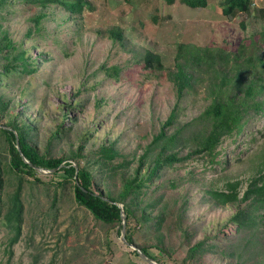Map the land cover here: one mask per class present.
Returning a JSON list of instances; mask_svg holds the SVG:
<instances>
[{"label":"rangeland","instance_id":"1","mask_svg":"<svg viewBox=\"0 0 264 264\" xmlns=\"http://www.w3.org/2000/svg\"><path fill=\"white\" fill-rule=\"evenodd\" d=\"M82 1L74 12L60 0L49 3L40 30L30 19L42 10L35 0H8L0 9V45L11 40L15 46L0 56L25 48L26 56H37L26 68L0 73V105L8 102L0 126L12 120L29 126L41 156L64 159L52 172L23 168L18 173L10 167L0 131V264H153L121 240V220L106 224L75 197V175L63 168L78 161L99 174V188L112 196L136 170L148 178L136 200L132 194L125 200L133 210L126 230L137 247L147 246L161 259L159 264H264V206L241 202L250 214L240 225L231 219L235 204L218 203L207 193L232 180L240 181L242 193L257 174L264 159V117L251 115L240 135L223 137L212 153L163 162L149 174L160 150L154 138L162 129L170 135L198 118L211 101L209 84L217 76L205 65L190 68L194 85L179 98L171 80L179 45L230 53L245 45L251 52L254 38L258 52H264V0H248V11L234 14L225 13L226 0H206L196 8L184 0ZM112 30H120L121 37L114 40ZM150 51L161 55L160 64L148 63ZM114 67L121 68L118 75ZM216 68L228 72V66ZM175 108L173 123L163 127ZM209 127L194 123L184 130L186 139L179 137L166 153L186 156L199 143V131L202 136ZM56 129L58 137L52 138ZM109 144L119 154L108 164L99 162L96 152ZM19 179L23 207L17 233L4 214ZM198 241L202 248L185 261Z\"/></svg>","mask_w":264,"mask_h":264},{"label":"trees","instance_id":"2","mask_svg":"<svg viewBox=\"0 0 264 264\" xmlns=\"http://www.w3.org/2000/svg\"><path fill=\"white\" fill-rule=\"evenodd\" d=\"M8 0H0V9H2ZM39 5L42 6V10L32 15L30 19L34 22V27L37 30L43 29L42 20L43 17L47 15V12L43 10L45 6L49 3L54 2L55 0H35ZM60 4L63 5L66 9L74 12L83 5L82 0H60ZM186 5L196 8L200 6H206V0H184ZM229 4L224 8L225 13L234 14L236 11H245L249 9L248 0H226ZM262 14L264 12L262 11ZM28 34L31 33V27L28 28ZM115 36L112 38L116 40L118 37H121V31L117 30L111 31ZM262 36V38H261ZM260 40L264 41V31L260 33ZM250 45L253 47V50L250 52L245 48V45L238 50L237 53H230L223 48H214L212 46H199L195 47H186L183 44L179 45V50L177 51L176 56V69L171 72L172 81L175 83L177 96L181 98L184 91L188 88L193 87L194 77L193 73L190 71V68L198 67L205 65L207 69L216 71L215 81L209 84V93L211 95V101L203 112L199 113L198 118H194L191 121L182 125L181 128H177L172 134L166 135L164 129L154 138V142H158L160 150L158 151L155 159L152 170L149 174L154 175L157 173L159 167L163 162L173 163L174 161H180L189 157L192 153H201L209 152L212 153L215 151L216 147L220 141L225 136L240 135L244 130L245 126L249 123L251 115L257 117H264V52H258L260 46L257 45L254 38L250 40ZM4 48L12 49V52L15 49L14 44L11 40H8L0 45V51ZM28 51L25 48L24 51H19V53L9 55L10 51L6 55L0 56V73L6 75L9 71H12L18 67L26 68L28 63H32L36 57L32 58V55H27ZM39 52L38 54H40ZM154 53V52H153ZM147 52L146 55L151 59H147L148 63H161V55L158 53ZM31 59L29 62L28 60ZM161 61V62H160ZM222 66V68L228 66V72H224L222 69H217L216 67ZM34 68L31 71H35ZM114 67L116 74L118 75L121 68ZM231 72L233 74H231ZM2 95L0 94V100ZM178 99V98H177ZM179 100V99H178ZM1 102V101H0ZM8 106V102H3L0 105V111H4ZM176 108L170 112L168 119L166 120L163 127L171 125L175 119ZM207 124L210 127L209 131H206L202 136L199 130L203 128H198L199 133L197 137L200 138L199 143L189 152L186 156L178 157L177 153H166L167 149L174 147V145L179 141V137L182 139L184 136V130L188 131L193 128V124ZM10 127L6 128L5 126H0V131L4 134L7 144L8 151L10 153V167L20 173L23 172V168L27 171L34 170L27 162L24 161L20 152L16 146V137L18 135L19 144L22 152L25 156L33 162L36 166H42L45 168H55L64 160L63 158L55 157H43L39 154L38 149L31 142V128L24 124H18L17 121L12 120L6 124ZM28 129H27V128ZM56 129L52 138H57ZM191 136L194 137V132H190ZM189 133V134H190ZM188 134V135H189ZM189 139V138H187ZM99 157V162L110 163L116 158L119 154L118 149L112 144L102 145L96 152ZM216 155V153L214 154ZM78 173H77V183L74 184V195L81 201V203L87 207L94 217L98 220H101L104 223H114L120 221V211L119 206L112 202H122L124 206L125 213L128 220L133 213V210L130 208L129 204L125 203V200L129 194L133 195V199L136 200L138 195L141 193V189L144 186V183L148 178H140L139 172L135 171L133 177H128L124 179L123 186L118 195L112 196L109 191L105 192L103 189L99 188V181L97 180L99 174L92 173L85 166H82L78 161ZM66 165L63 169L67 172L69 177L75 175V166L71 162H66ZM2 166L0 163V191L3 184V179L1 178ZM101 177V176H100ZM20 181V179H19ZM21 181L18 183L16 190L9 197L8 200V209L4 214V218L8 225H14L17 233L20 229V223L22 221V207L21 202ZM240 181L232 180L229 181L225 189H214L211 188L207 190V193L211 197L221 204L233 203L237 206L236 212L232 215V221L238 222L240 225L245 224L246 220L249 218L250 210L248 207H241V202L250 200L253 204H260L264 206V159L262 160V166L258 170L257 174L249 179L248 184L246 185L243 192H240L239 189ZM241 193V194H240ZM104 197L109 198L111 201L106 200ZM264 221V220H263ZM127 231V230H126ZM126 239L130 242H133L132 234L126 232ZM16 237H13L12 241L16 240ZM204 242L198 241L189 247L185 261L193 258V256L198 252ZM141 250L148 255L150 258L158 260L161 262V259L149 252L147 246H141ZM159 251L162 252L163 248H159ZM133 252L138 255V253L133 250Z\"/></svg>","mask_w":264,"mask_h":264},{"label":"water","instance_id":"3","mask_svg":"<svg viewBox=\"0 0 264 264\" xmlns=\"http://www.w3.org/2000/svg\"><path fill=\"white\" fill-rule=\"evenodd\" d=\"M4 127V126H3ZM9 128V127H7ZM16 146L20 152V155L22 156V158L24 159L25 162H27L30 166H32L33 168L35 169H38L40 171H45V172H52L54 170H57L60 166H62L63 164H61L60 166L56 167V168H53V169H45L43 167H40V166H36L35 164H33V162H31L26 156L25 154L21 151L20 149V144H19V138L16 137ZM73 165L75 166V178H77V173H78V170H79V167L77 165V163H73ZM106 200H109L111 201L109 198L107 197H104ZM114 203H116L118 206H119V211H120V217H121V225H122V229H121V233H120V238L123 242H125L126 244L128 245H131L134 247L135 251L138 253L139 257L142 258L143 260H145L146 262H152L153 264H159L155 259L153 258H150L148 255H146L142 250L141 248L137 247L133 242H130L126 239V218H127V215L125 213V210H124V206L123 204L117 202V201H112Z\"/></svg>","mask_w":264,"mask_h":264},{"label":"bare ground","instance_id":"4","mask_svg":"<svg viewBox=\"0 0 264 264\" xmlns=\"http://www.w3.org/2000/svg\"><path fill=\"white\" fill-rule=\"evenodd\" d=\"M2 126H4V125H2ZM6 128H7V126H5ZM9 129H11V128H9ZM17 137H18V135H16ZM21 149V148H20ZM22 151V150H21ZM40 171V170H39ZM41 172H45L44 170L43 171H41ZM45 173H47V172H45Z\"/></svg>","mask_w":264,"mask_h":264}]
</instances>
